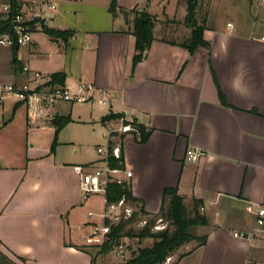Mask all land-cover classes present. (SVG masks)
Wrapping results in <instances>:
<instances>
[{"label": "crops", "instance_id": "crops-1", "mask_svg": "<svg viewBox=\"0 0 264 264\" xmlns=\"http://www.w3.org/2000/svg\"><path fill=\"white\" fill-rule=\"evenodd\" d=\"M55 1L56 10L45 15L49 28L59 23L58 10L69 0ZM153 4L158 9L151 12ZM110 6L111 0L101 6L111 17L107 29L59 28L73 31L74 36L68 42H54L64 49L57 69L48 70L42 59L30 56L40 53L34 36L43 30L34 32L30 44L35 47L0 49V80L28 81L23 72L27 66L45 76L65 73V85L73 90L80 82L94 83L107 94L108 115L137 119L152 130L147 143L140 144L133 133L119 140L120 119L104 123L102 116L97 122L106 126L119 121V127L107 134L108 146L114 141L122 147L125 168L116 177L131 186L145 211L159 214L167 189H178L185 204L192 205L193 215L194 202L202 201L199 211L209 224L198 227L195 237L207 236V242L189 245L176 264H264V239L254 235L256 216L247 209L264 207V6L251 0H201L198 12L203 8L207 12L204 40L208 46H199L194 54L181 46L191 37L184 24L185 0H117L116 16ZM217 6L222 13L218 18ZM140 13L152 19L154 40L144 60L134 67L133 29ZM176 27H184L185 34L180 36L182 30ZM173 35L177 38L171 39ZM78 105L63 103L58 112L52 113L54 106L47 114L68 117L67 112ZM4 113L9 116L1 119ZM23 115L26 143L34 144L28 146L21 163L0 162V264H92L94 246L87 242L92 232L83 242L82 226L99 225H83L77 216L83 200L76 168L99 169L104 159H95L90 166L59 162L50 147L37 145L41 139L36 132L47 131L49 143L55 139L50 118L33 121L28 108L13 100L0 105V132ZM61 146L79 153L72 141ZM192 149L206 156L196 164L188 163L187 152ZM101 196L100 226L107 208L105 195ZM235 233L246 236L235 237Z\"/></svg>", "mask_w": 264, "mask_h": 264}, {"label": "rangeland", "instance_id": "rangeland-1", "mask_svg": "<svg viewBox=\"0 0 264 264\" xmlns=\"http://www.w3.org/2000/svg\"><path fill=\"white\" fill-rule=\"evenodd\" d=\"M95 2V3H94ZM104 0H69L66 5L60 6L58 13L62 16L58 24H53L54 30L66 29V28H73L75 27L80 32L84 30H98V29H107L111 26V17L108 16L106 10L102 8ZM99 4V8H95L94 4ZM64 7L69 10H64ZM158 9L155 4L149 7V10H156ZM74 12H77V16ZM152 12V11H151ZM205 8L202 9L201 12L198 13V17L201 18L202 15L205 14ZM221 8L220 6L215 7V17H221ZM51 28V29H52ZM174 28V27H173ZM182 31L180 36L185 34L183 30L184 27H176ZM259 29H263L259 26ZM134 30V29H133ZM171 39L177 38V36L173 35L170 36ZM38 41L40 46V53H34V55L30 56H37V58L43 60V64L45 68L48 70L57 69L63 63V47L58 48L54 43V39H52L46 33H40L34 36V40ZM180 39V38H178ZM182 39V38H181ZM35 47V44H29V47ZM34 51V50H33ZM22 55V54H21ZM16 56V55H15ZM35 58V59H37ZM58 104L55 108L52 109V113H56L57 107L62 105ZM11 102L7 104L10 106ZM110 113L108 107L101 108L98 102L86 103V104H79L75 106L73 112L70 110L67 112L68 117H70V122L64 126H55V139L56 146L55 151L52 153L56 156L59 162H82L90 166L95 159H104V155L97 154V149L102 148L107 150L108 149V137L107 134L113 129L119 127V121L113 122L111 125H102L98 123L102 120V116L106 117ZM64 114V113H62ZM9 114L4 113L3 116L1 115V119L3 117L8 118ZM49 122L54 123L55 119H58V116H50ZM102 118V119H101ZM46 120L45 117H41L38 121ZM80 120V122H79ZM37 121V122H38ZM2 122V121H1ZM26 124H24V115L19 116L13 121V124L4 131L0 132V162H5L6 160L15 159L14 162L19 164L25 157L26 152L28 151V146H32L34 142L29 140V143H26L25 128ZM39 128H42L39 126ZM47 131L36 132L35 135L39 136L41 141L37 143L40 147H50L52 148L53 143H49V136H47ZM49 135V134H48ZM64 141H72L75 143L76 148L78 150V155H74L72 153L73 148L71 147H63L61 146V142ZM52 144V145H51ZM58 146H61L58 148ZM99 160V159H98ZM104 168V164L101 162L100 166ZM89 170H94L93 166L89 167ZM185 204V202H184ZM192 206V205H191ZM190 205H186L185 207L191 217L194 215L192 214V207ZM104 210V203L103 198L101 195H94L88 201H83L82 206L77 211V216L80 218V221L83 223L91 222L97 223L100 226L101 214ZM108 212V209L105 210ZM129 211V213L127 212ZM138 211V209L131 205L125 204L118 207V210L111 213V222L119 223L122 219H130L133 217V214ZM89 212H93L94 215L92 217L89 216ZM129 215H131L129 217ZM126 216L128 218H126ZM149 217L139 215L136 220L128 226V229H132L134 232H138L142 230V228L146 225ZM82 233H81V240H84L87 236H90L91 232H93V227L89 224L86 226H82ZM198 227H193L190 229L191 234L195 237L197 236ZM166 229H173L171 226V222L167 220H157L156 225L153 229L154 232L164 231ZM72 230L77 232V227L75 224L72 226ZM154 240L152 239H145L140 241L136 238H124L122 239V244L125 246V253L123 257L118 256L117 250L114 249L113 251L106 253V254H99L100 248L92 247L90 252L92 257L95 258V264H122L125 261H128L133 257V254L136 253L139 249L145 247H151L153 245ZM199 241H192L191 243L183 246L179 249L175 254L171 255L172 261L170 264H176L179 260V257L183 255V252L186 253L187 247L189 245H198ZM192 248V247H191ZM190 263L187 262V264ZM166 264V263H164Z\"/></svg>", "mask_w": 264, "mask_h": 264}, {"label": "trees", "instance_id": "trees-1", "mask_svg": "<svg viewBox=\"0 0 264 264\" xmlns=\"http://www.w3.org/2000/svg\"><path fill=\"white\" fill-rule=\"evenodd\" d=\"M187 4V16L185 18L184 24L191 29V37L184 41L181 46L189 50L191 54H194L199 46H208L207 42L204 40V32L206 30L207 23V12L202 15L201 18H198V9L200 6L201 0H185ZM9 3L12 5V14L15 15L20 8L19 0H9ZM117 0H111L110 12L116 16L117 14ZM144 18H148L147 22H143ZM31 26H34V23H31ZM153 23L150 16L145 13H140L136 17L134 22L133 35L136 37V49L137 56L134 58V67L137 64L142 62L149 50L153 40ZM42 30L48 34L54 42L62 40L68 42L70 38L74 36L73 31H61L54 30L42 23ZM66 75L65 73L59 72L51 75L52 85H65ZM220 98L223 105H227L223 94L220 93ZM122 114H111L106 116L103 119V122H108L111 120H117L124 118ZM70 122V117H58L54 121L55 126H64ZM128 124V122H125ZM139 135H135L137 141L140 144H145L149 140L152 130L147 129L143 124H141L137 119H134L133 123ZM112 136H117L116 133H113ZM124 134L119 135V140H123ZM56 140L54 141L51 152L55 151ZM114 141H110L109 147L112 148L115 146ZM122 151V147H121ZM108 165L110 169L121 170L125 168L124 157L120 159H115L114 157H108ZM105 199L107 206L113 204H118L122 200L125 203L135 206L138 211L133 214V217L130 219H122L119 223H112L109 219H105V225L110 226V234L108 239L102 245H93L94 247L100 248L99 254H106L122 243L124 238H136L140 241L145 239L154 240L151 247H145L139 249L136 253L133 254V257L128 261L123 262L122 264H164L168 257L175 254L183 246L191 243L192 241H199L197 247L203 246L207 242V236L200 238L194 237L190 229L193 227H203L208 226L209 222L207 218L200 213V207L202 201L196 200L194 202V216L191 217L185 207L184 197L179 194L178 189H167L164 193L163 204L159 214L150 215L148 214L142 201L135 198L132 193L131 186L127 182H109L105 192ZM139 215L149 217L147 224L138 232H134L132 229H128V226L133 223ZM157 220H167L171 222L173 229H166L164 231L154 232L153 229L156 225ZM185 255L179 257V260L182 259ZM92 264H95V258H92Z\"/></svg>", "mask_w": 264, "mask_h": 264}, {"label": "built area", "instance_id": "built-area-1", "mask_svg": "<svg viewBox=\"0 0 264 264\" xmlns=\"http://www.w3.org/2000/svg\"><path fill=\"white\" fill-rule=\"evenodd\" d=\"M20 8L13 15L12 5L9 2L0 0V49L20 48L33 41L34 32L42 30V23H45L46 13L56 10L55 0H19ZM257 6H264V0H251ZM34 23V26H31ZM264 41V37L262 38ZM23 72L28 76V81L23 83L0 80V105L8 101H16L24 104L29 110L30 119L37 120L41 117L48 119V109L60 103L86 104L98 102L101 108L110 107V101L105 91L100 90L94 83L80 82L75 90L66 85H52L51 76H45L29 67H24ZM121 127L116 133L139 135L133 119L121 118ZM128 122V124H125ZM98 153L104 155V168L89 170V167H77L76 170L81 176V196L83 201H88L94 195H101L106 192L109 182H122L116 176L121 170L110 169L108 157L120 159L122 157L121 144L108 149L98 148ZM206 156L202 150H189L187 152L188 163L196 164ZM127 177L132 173L127 172ZM107 204V202H106ZM124 200L118 204L107 206L102 214L103 223L95 226L92 235L87 242L91 245H102L108 239L110 226L105 225V219L111 221V213L118 210V207L125 205ZM248 211L256 216V228L254 235L264 239V207L260 205H249ZM129 213V211H127ZM94 213H90L93 216ZM131 215H129L130 217ZM126 218H128L126 216ZM113 223V222H112ZM147 224V222H146ZM246 235L235 233V237L244 238ZM117 254L123 257L125 246L121 244L116 248ZM172 261L168 257L166 264Z\"/></svg>", "mask_w": 264, "mask_h": 264}]
</instances>
